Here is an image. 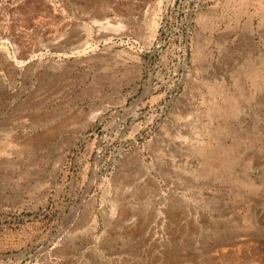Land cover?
Returning a JSON list of instances; mask_svg holds the SVG:
<instances>
[{"label":"rangeland","instance_id":"1","mask_svg":"<svg viewBox=\"0 0 264 264\" xmlns=\"http://www.w3.org/2000/svg\"><path fill=\"white\" fill-rule=\"evenodd\" d=\"M0 264H264V0H0Z\"/></svg>","mask_w":264,"mask_h":264},{"label":"bare ground","instance_id":"2","mask_svg":"<svg viewBox=\"0 0 264 264\" xmlns=\"http://www.w3.org/2000/svg\"><path fill=\"white\" fill-rule=\"evenodd\" d=\"M102 111H103V110H102ZM40 137H41V136H40ZM38 141L42 142L41 140H38ZM40 142H39V143H40ZM28 144H29V143H28Z\"/></svg>","mask_w":264,"mask_h":264}]
</instances>
